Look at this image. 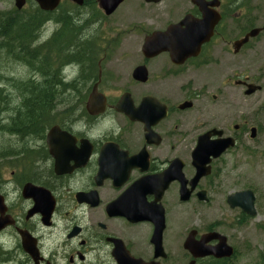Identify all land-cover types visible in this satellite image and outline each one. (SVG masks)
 <instances>
[{"label": "flooded vegetation", "instance_id": "af4514ba", "mask_svg": "<svg viewBox=\"0 0 264 264\" xmlns=\"http://www.w3.org/2000/svg\"><path fill=\"white\" fill-rule=\"evenodd\" d=\"M3 11L19 16L47 14L55 28L30 46H14L2 39L5 69L12 59L24 62L31 72L16 86L9 78L10 87H0L3 93L30 94L49 85L44 90L53 97L43 117L33 113V124L26 122V106L15 116L11 109L3 113L4 131L14 144L0 152V219L5 225L0 230V264H119L117 257L151 264H234L238 250L224 231L227 223L212 216L216 202L236 212V229L257 215L231 208L228 197L249 190L224 194L220 178L224 156L233 157L247 130L250 140L262 130L232 109L229 90L244 97L262 91L247 66L264 64V0H178L164 28L146 32L144 39L171 25L191 26L198 30L194 54L180 63L167 52L145 58L143 39L137 54L121 55L128 68L123 77L107 68L122 41L84 34L89 24L99 26L114 14L105 15L98 0H82L80 6L60 0L53 11L41 10L34 0H24L21 8L9 0ZM68 25L80 32L61 46L58 42L65 40ZM33 59L47 61L46 76ZM221 63L226 65V80L217 85L215 68ZM139 67L145 69V82L133 77ZM152 73L161 80L186 78L180 97L159 96L151 90ZM247 85H258L260 90L247 96ZM15 117L23 119L17 128ZM227 138L234 141L232 148L217 158L207 153L217 139ZM194 152L204 155L203 169L208 171L195 185V163L199 165L200 158L195 162ZM186 191L189 195L184 199ZM185 218L192 224L185 227ZM189 234L195 241L219 234L233 254L193 259L184 249ZM10 239L16 244L13 251ZM218 243L215 239L206 245Z\"/></svg>", "mask_w": 264, "mask_h": 264}, {"label": "rangeland", "instance_id": "374dc122", "mask_svg": "<svg viewBox=\"0 0 264 264\" xmlns=\"http://www.w3.org/2000/svg\"><path fill=\"white\" fill-rule=\"evenodd\" d=\"M9 4V0H0V15L5 14L3 10ZM141 8L138 9V6ZM178 7V0H162L157 5H144L143 0H126L115 12L109 17L103 19L101 25L90 24L85 29L84 34L89 38H102L113 42L122 41L121 49L112 54L110 63L107 68L110 72H116L119 77H123L128 71L124 66L121 55L129 56L137 54L142 40L146 32L162 29L165 24L175 13L172 9ZM8 14V13H7ZM13 16V14H11ZM99 15V14H98ZM97 15V17H98ZM95 16V15H93ZM55 25L47 22L40 30V39L47 38ZM91 28V29H90ZM85 38V37H84ZM3 40L0 39V46ZM4 53L0 50V87L8 78L15 79L13 86L20 82V78L25 79L29 76L27 68L24 64L18 63L12 59H8L10 63L5 69ZM131 60V59H129ZM12 63V64H11ZM264 64L262 62L248 63V72L252 79L259 81L262 85V91L257 92L253 96L244 97L239 95L233 89L232 109L240 112L248 117L249 125L253 123L255 126H261L262 130L258 133L254 140L249 139V131L243 137L241 144L233 150V157L224 156L221 164L224 172L220 178L223 184V193L228 194L233 191L250 190L255 196V209L257 215L255 218H248L240 229H236L238 224L234 221L236 212H230L226 206H221L216 202L214 209V217L212 219L220 223H227L224 231L230 234L232 242L238 250V257L234 264H264ZM259 67L255 72L254 67ZM129 67V66H128ZM7 70V72H6ZM260 70H263L261 73ZM226 65L221 63L215 68V83L218 85L224 78ZM3 74V75H2ZM4 76V77H3ZM151 90L161 96L163 93L180 97L181 87L184 85L186 78L177 80L176 78L160 79L155 73L151 74ZM19 78V79H18ZM5 79V80H4ZM18 79V80H17ZM3 81V83H2ZM10 87V86H9ZM3 91V90H2ZM9 92H11L9 90ZM218 88L216 89V95ZM6 93V92H4ZM10 96V105L18 94H7ZM13 96V97H11ZM59 96H56L58 98ZM62 100V99H61ZM63 101V100H62ZM220 103L217 104V107ZM218 112V111H217ZM4 117V114L2 115ZM2 122V119H1ZM4 124V121L3 123ZM4 126V125H3ZM13 139L0 130V152L9 144H14ZM192 224L191 221L184 219V226ZM9 248L15 249V241L9 240Z\"/></svg>", "mask_w": 264, "mask_h": 264}, {"label": "water", "instance_id": "95a60500", "mask_svg": "<svg viewBox=\"0 0 264 264\" xmlns=\"http://www.w3.org/2000/svg\"><path fill=\"white\" fill-rule=\"evenodd\" d=\"M39 8L43 11H53L58 5L60 0H34ZM77 5H82V0H70ZM147 3H158L160 0H145ZM99 6L105 11V15H111L114 10L123 2V0H98ZM24 3V0H15V6L21 8ZM197 29L191 26H186V29H183L179 24L171 25L167 27L165 31L154 32L149 37L144 39L142 46V54L145 58L154 57L161 52H167L170 55V58L173 62L179 63L182 62L186 57L193 55L194 50L197 47L198 33ZM177 61V62H176ZM134 79L145 82L147 80V74L145 69L142 67L137 68L133 73ZM260 90L259 86L247 85V90L245 95L249 96L254 94L256 91ZM123 99L122 101H124ZM149 99L143 100V103L148 102ZM119 111L127 112L125 108H119ZM52 131L49 133V135ZM215 135H220L221 132L213 131ZM255 131H251L250 137L253 138ZM234 146V141L232 139H217L214 144L207 147V153L213 157H219L227 149ZM201 145L198 144L197 151H201ZM195 162L199 160V165L195 163L197 168V174L193 180V185H195L197 179L206 175L207 170H204L203 164L205 161L203 154H197L194 152ZM189 193L186 191L184 199H187ZM227 203L231 208H240L245 214L250 217H254L256 214L254 208V195L251 191L236 192L228 197ZM3 221L0 219V230L4 227ZM217 239L219 241L216 247L207 246V242ZM184 249L190 253L193 259H200L205 257H215V258H230L233 254L231 247L225 243V238L219 234H209L203 236L199 241H195L193 234H189L184 243ZM117 257V256H116ZM117 261L119 264H151L144 263L140 260L128 261L124 258H118ZM189 264H194V261Z\"/></svg>", "mask_w": 264, "mask_h": 264}, {"label": "trees", "instance_id": "16d2710c", "mask_svg": "<svg viewBox=\"0 0 264 264\" xmlns=\"http://www.w3.org/2000/svg\"><path fill=\"white\" fill-rule=\"evenodd\" d=\"M40 15L43 16V17H41ZM44 17H46L47 20ZM43 18H44V22H42ZM48 20L49 19H48V15L47 14H35V15H25V16L24 15H20V16L19 15H13L12 16L11 14H2V15H0V31H1L0 32V39H5V40H7V42L9 41V43L11 45L13 44L14 46H17L19 44L22 45V46H27V45L30 46V44L35 40V38L37 39V38L40 37V30H41L43 24L48 22ZM39 21L41 23H39ZM3 24H5V27L2 26ZM6 28L8 29V31L6 30ZM5 31H6V33L11 31L10 32L11 34L8 33L7 35H4ZM78 32H80V29H78V31H77V30H75V28L73 26L68 25L67 29H66V33L64 34L65 40L63 42L60 41L58 43L61 46L64 45L68 40L73 39ZM64 38H62V39H64ZM1 47H3V45L0 46V49H1ZM23 54L29 56V54L25 51L24 48H23ZM34 60L37 61V62L39 61L38 62V66L40 68V71L43 70V73H46V70H47V67H48V63H46L47 61L42 60V59L41 60L40 59L39 60L33 59V61ZM22 84H23V82L20 83V85H22ZM46 86L47 87H45L44 89H47L49 87V85H46ZM44 89L43 90L41 89L40 91L33 92V94L32 93L24 94V95L23 94H19V95L16 96L18 98V100H15L12 103V105H10V101H11L10 100V96L7 95V94H4L3 91L0 89L1 90L0 91V98H2V100H0V102H1L0 103V106H1L0 107V119H3L1 114L3 115L5 110H7V107H8V109H12L11 111H12V113L15 116V114L17 112H19L18 111L19 107L21 108V107H23L25 105V106H27V108H28L27 111H29V114H30L26 118V121L29 122V120L31 119L30 122H32L33 118H36V116L33 117L34 116L33 113L35 112L37 115H41L44 112V110H45V105L47 103H49L50 101H52L53 95L51 96L48 93H46L47 96L48 95L50 96V97L48 96L49 98H46L47 96L45 95V90ZM41 93H42V95H41ZM21 95H23V96H21ZM20 97H22V98H20ZM1 108L2 109L4 108L5 110L3 109V111H2ZM15 118L16 119H13L14 120L13 123L14 124L19 123L20 118L18 119V121H17V117H15ZM2 123H3V121L1 122V120H0V130L4 131L5 127H3ZM20 124H21V122H20ZM208 264H211V263H208Z\"/></svg>", "mask_w": 264, "mask_h": 264}, {"label": "bare ground", "instance_id": "6f19581e", "mask_svg": "<svg viewBox=\"0 0 264 264\" xmlns=\"http://www.w3.org/2000/svg\"><path fill=\"white\" fill-rule=\"evenodd\" d=\"M40 16H41V15H40ZM38 17H39V16H38ZM41 17H43V16H41ZM44 18L46 19V17H44ZM44 18H43V21L41 20L42 22H44ZM37 19H38V18H37ZM40 19H41V18H40ZM40 19H39V20H40ZM46 20H47V19H46ZM39 23H41V22L39 21ZM39 23H38V24H39ZM8 25H9V24H8ZM43 25H44V24H43ZM38 26H39V25H38ZM6 30L8 31L7 28H6ZM77 31H78V30H77ZM0 32H1V31H0ZM10 32H11V31H9L8 33L11 34ZM5 33H6V31H5ZM8 33H7V34H8ZM68 33H69V32H68ZM1 34H2V33H1ZM7 34H4V35H7ZM67 35H68V34H67ZM73 36H74V35H73ZM7 37H8V36H7ZM7 37H6V38H7ZM3 38H4V37H3ZM62 38H63V36H62ZM8 42H9V41H8ZM8 42H7V43H8ZM69 42H70V41H69ZM69 42H68V44H69ZM7 45H8V44H7ZM9 45H10V44H9ZM7 47H9V46H7ZM16 53H17V52H16ZM25 57H26V56H25ZM25 57H24V58H25ZM27 58H28V57H27ZM27 58H26V60H27ZM20 60H21V59H20ZM24 60H25V59H24ZM24 60H23V61H24ZM30 60H31V59H30ZM30 60H29V61H30ZM34 61H35V60H34ZM7 62L10 63L9 60H8ZM19 62H20V61H19ZM25 62H26V61H25ZM38 62H39V61H38ZM38 62H37V63H38ZM21 63H24V62H21ZM26 63H29V62H26ZM26 63H25V64H26ZM4 64H5V63H4ZM11 64H12V63H11ZM33 65H34V62H33ZM36 65H37V64H36ZM29 67H31V66H29ZM32 67H33V66H32ZM36 68H38V67L36 66ZM34 69H35V68H34ZM32 70H33V69H32ZM39 70H40V68H39ZM37 71H38V70H37ZM6 72H7V70H6ZM32 72H33V71H32ZM41 72H43V70H42ZM44 72H45V71H44ZM52 72H53V71H52ZM30 73H31V72H30ZM39 73H40V72H39ZM47 73H48V72H47ZM47 73H46V74H47ZM44 74H45V73H43V75H44ZM46 74H45V76H46ZM57 74H58V73H57ZM2 75H3V74H2ZM40 75H41V74H40ZM48 75H49V74H48ZM48 75H47V76H48ZM45 76H44V77H45ZM49 76H50V75H49ZM49 76H48V77H49ZM3 77H4V76H3ZM44 77H43V78H44ZM51 77H52V76H51ZM0 78H2V77L0 76ZM46 78H47V77H46ZM52 78H54V77H52ZM52 78H49V80L52 79ZM8 79H9V78H8ZM18 79H19V78H18ZM44 79H45V78H44ZM4 80H5V79H4ZM11 80H13V79H11ZM19 80H20V79H19ZM53 80H54V79H53ZM61 80H62V79H61ZM6 81H7V80H6ZM6 81H5V83H6ZM9 81H10V80H9ZM7 82H8V81H7ZM14 82H16V81H14ZM0 83H1V82H0ZM2 83H3V81H2ZM10 83H12V82L10 81ZM45 83H46V82H45ZM54 83H55V82H54ZM7 84H8V83H7ZM51 85H52V84H51ZM37 86H38V85H37ZM37 86H36V87H37ZM61 86H62V85H61ZM42 88H43V87H42ZM42 88H41V89H42ZM49 88H50V87H49ZM43 89H44V88H43ZM53 89H54V88H53ZM29 90H30V89H29ZM31 90H32V89H31ZM0 91H1V90H0ZM48 92H49V91H48ZM10 93H11V92H9V94H10ZM13 93H14V91H13ZM29 93H31V92H29ZM46 93H47V92L45 91V95H46ZM51 93H54V92H51ZM19 94H20V92H19ZM32 94H33V92H32ZM14 95H15V94H14ZM23 95H24V92H23ZM23 95H21V96H23ZM38 95H39V94H38ZM41 95H42V93H41ZM79 95H80V94H79ZM46 96H47V95H46ZM48 96H49V95H48ZM48 96H47L46 98H49V97H50V96H49V97H48ZM11 97H13V96H11ZM26 97H27V96H26ZM43 97H44V96H43ZM43 97H42V98H43ZM74 97H75V96H74ZM20 98H22V97H20ZM46 98H45V99H46ZM25 99H26V98H25ZM50 99H51V98H50ZM63 99H64V98H63ZM71 99H72V98H71ZM0 100H2V98H0ZM20 101H21V100H20ZM24 101H25V100H24ZM65 101H66V100H65ZM27 102H28V101H27ZM0 103H1V102H0ZM28 103H29V102H28ZM49 103H50V102H49ZM11 104H12V103H11ZM7 105H8V104H7ZM14 105H15V104H14ZM43 105H44V104H43ZM46 105H48V104H46ZM4 106H5V105H4ZM4 106H3V107H4ZM9 106H10V105H9ZM24 106H25V105H24ZM24 106H23V107H24ZM0 107H1V106H0ZM16 107H17V106H16ZM26 107H27V106H26ZM31 107H32V106H31ZM14 108H15V107H14ZM24 108H25V107H24ZM45 108H47V107L45 106ZM50 108H51V107H50ZM50 108H49V109H50ZM1 109H2V108H1ZM3 109H4V108H3ZM3 109H2V111H3ZM19 109H22V108L19 107ZM49 109H48V110H49ZM4 110H5V109H4ZM11 110H12V109H11ZM26 110H27V108H26ZM31 110H32V109H31ZM46 110H47V109H46ZM5 111H6V110H5ZM7 111H8V107H7ZM16 111H17V110H16ZM18 111H19V110H18ZM20 111H21V110H20ZM13 112H14V111H13ZM26 112L29 113V111H26ZM36 112H37V111H36ZM44 112H45V111H44ZM46 112H47V111H46ZM10 113H11V111H10ZM39 113H40V112H39ZM4 114H5V112H4ZM6 114H7V112H6ZM23 114H24V113H23ZM42 114H43V113H42ZM42 114L40 115V117H43ZM13 115H14V114H13ZM20 115H21V112H20ZM20 115H18V116H20ZM29 115H30V114H29ZM34 115H35V114H34ZM1 116H2V114H1ZM16 116H17V115H16ZM31 116H32V115H31ZM6 117H8V116H6ZM20 117H21V116H20ZM40 117H39V118H40ZM4 118H5V115H4ZM21 118H22V117H21ZM9 119H10V118H9ZM15 119H16V118H15ZM41 119L43 120V118H41ZM44 119H45V118H44ZM46 119L49 121V119H48L47 117H46ZM0 120H1V119H0ZM3 120H4V119H3ZM20 120H23V119H20ZM20 120H19V121H20ZM30 120H31V119H30ZM30 120H29V121H30ZM33 120H34V119H33ZM35 120H36V119H35ZM35 120H34V121H35ZM9 121H10V120H9ZM17 121H18V117H17ZM37 121H40V120H37ZM44 121L46 122V120H44ZM44 121H43V122H44ZM13 122H14V120H13ZM22 122H24V121H22ZM26 122H27V121H26ZM35 122H36V121H35ZM40 122H41V121H40ZM40 122H39V125L42 124V123L40 124ZM45 122H44V123H45ZM7 124H9V123H7ZM11 124H12V121H11ZM17 124H20V123H17ZM27 124H28V123H26V124L24 123V125H27ZM32 124H33V121H32ZM34 124H35V123H34ZM46 124H47V123H46ZM15 125H16V124H15ZM20 125H21V124H20ZM20 125H19V126H20ZM22 125H23V124H22ZM35 125H36V124H35ZM8 126H9V125H8ZM13 126H14V125H12V127H13ZM17 126H18V125H16L14 128H17ZM28 126H29V125H28ZM43 126H44V125H43ZM6 127H7V126H6ZM21 127H22V126H20V127H18V128H21ZM29 127H30V126H29ZM36 127H37V126H36ZM10 128H11V127H10ZM14 128H13V129H14ZM23 128H25V127H23ZM37 128H38V127H37ZM25 129L27 130V128H25ZM30 129H31V128H30ZM7 130H8V129H7ZM17 130H19V129H17ZM28 130H29V128H28ZM32 130H34V129H32ZM15 131H16V130H15ZM23 131H24L23 134H26V133H25V130H22V132H23ZM38 131H39V130H38ZM20 132H21V131H20ZM28 132H30V130H29ZM8 133H9V131H8ZM14 134L16 135L17 133H14ZM20 135H22V134L20 133ZM6 152H9V151H6ZM8 154H9V153H8ZM2 155H3V154H2ZM2 155H1V156H2ZM3 156H4V155H3Z\"/></svg>", "mask_w": 264, "mask_h": 264}]
</instances>
